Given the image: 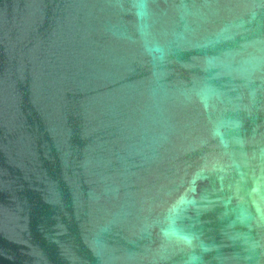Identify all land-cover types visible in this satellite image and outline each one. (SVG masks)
<instances>
[{"label": "water", "instance_id": "obj_1", "mask_svg": "<svg viewBox=\"0 0 264 264\" xmlns=\"http://www.w3.org/2000/svg\"><path fill=\"white\" fill-rule=\"evenodd\" d=\"M0 264H264V0H0Z\"/></svg>", "mask_w": 264, "mask_h": 264}]
</instances>
